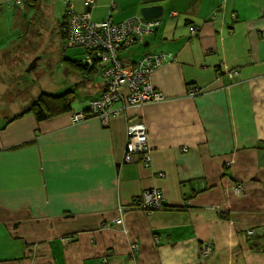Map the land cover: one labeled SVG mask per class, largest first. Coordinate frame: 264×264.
I'll list each match as a JSON object with an SVG mask.
<instances>
[{
    "label": "crops",
    "instance_id": "1",
    "mask_svg": "<svg viewBox=\"0 0 264 264\" xmlns=\"http://www.w3.org/2000/svg\"><path fill=\"white\" fill-rule=\"evenodd\" d=\"M9 1L0 0V69L22 83L33 61L65 56L69 0ZM84 1H71L76 12ZM154 6L163 7L160 26L120 59L172 54L150 78L164 101L107 125L72 123L102 96L99 71L70 73L62 87L76 89L72 111L40 122L27 109L56 83L36 90L28 81L23 101L9 97L0 114V264H264V0H95L89 11L95 22L121 23ZM134 117L147 129L149 167L124 162ZM151 190L163 209L134 208Z\"/></svg>",
    "mask_w": 264,
    "mask_h": 264
},
{
    "label": "built area",
    "instance_id": "2",
    "mask_svg": "<svg viewBox=\"0 0 264 264\" xmlns=\"http://www.w3.org/2000/svg\"><path fill=\"white\" fill-rule=\"evenodd\" d=\"M22 2V0H13L7 5H20ZM69 4L67 46L85 49L87 52L83 61L90 66L101 65L98 70L105 82L102 96L90 101L85 111L73 112L72 123H81L94 117L101 119L103 124L107 125L110 118L121 115L129 108H139L147 103L164 101V94L154 89L150 78L157 69L176 60L172 54L146 53L131 66L121 63L118 58L123 48L126 50L143 43L145 35L153 33L160 26L161 21L133 17L121 23H115L110 19L95 22L87 9L94 6L95 0H85L84 5L87 10L82 13L76 12L72 3ZM196 33V29L192 31L193 35ZM232 76H236V73ZM122 89L126 92L122 93ZM198 92L197 88H192L190 96H196ZM118 103L121 106L116 108ZM137 158L146 167L152 163L146 126L141 118L134 117L128 119L124 162L133 163ZM236 192L240 194L241 187H238ZM163 202L160 191L151 190L135 201L133 206L138 210L151 212L163 209ZM115 223L122 224V219H117ZM209 253L210 248L206 247L203 255L207 257Z\"/></svg>",
    "mask_w": 264,
    "mask_h": 264
},
{
    "label": "rangeland",
    "instance_id": "3",
    "mask_svg": "<svg viewBox=\"0 0 264 264\" xmlns=\"http://www.w3.org/2000/svg\"><path fill=\"white\" fill-rule=\"evenodd\" d=\"M50 32H52V30ZM51 48L54 49V45H52ZM130 49L135 52V55H137L142 50V47L141 45L136 44ZM61 50L62 54L64 53L65 56L59 57L60 59L58 60V63V57L54 58L53 56L54 60L57 63L56 65L55 61L51 59V57H46V60L42 61V63L40 62L41 66L27 72L26 70L29 67V64L28 67L25 68L26 72L23 73V75L28 78V80L23 81L22 79V83L20 80H18L19 76L12 75L8 78L5 73L6 68L3 67L0 69V80L2 82V86H0V114L9 112V97L13 99L15 98V100L20 99L16 100L17 102L23 101L22 99H25L26 94L29 90H23L22 87H26V89H28L27 87L29 85L31 87L32 84L36 90H39L43 86L46 78L56 83V91L54 93H50L44 90L40 92V94L45 93L51 94L53 96H58L65 92L62 84L65 83L68 78H70L69 74L76 72L78 74L80 73L76 69L72 68V66H70L64 60V58L82 61L85 53L83 48H69L67 50H64L61 47ZM63 64L65 66H63ZM28 81H30L31 84H29ZM34 81L36 82L34 83ZM20 110L21 109L17 105H15L13 108V112H19Z\"/></svg>",
    "mask_w": 264,
    "mask_h": 264
},
{
    "label": "trees",
    "instance_id": "4",
    "mask_svg": "<svg viewBox=\"0 0 264 264\" xmlns=\"http://www.w3.org/2000/svg\"><path fill=\"white\" fill-rule=\"evenodd\" d=\"M22 1H25V0H22ZM69 3H71L70 0L67 1L66 20L62 23V26H61V32H62V35L64 38V44H63L64 50L71 48V47L67 46V42H66L67 30L69 28V15H68V11H69L68 6L70 5ZM13 5H11L9 7H13ZM87 9L89 10V8H87ZM124 50L125 49L123 48V50L121 52H123ZM84 52L86 54L87 51L84 49ZM85 54H84V56H85ZM120 56H121V54L119 53L118 58H119L120 62L123 63L122 59H120ZM83 59H82V61H78V60H70V59L64 58V60L70 66H72V68L76 69L81 75H83L85 77H88V76L96 73L97 71H99L98 69L101 68L100 67L101 65H99V64L97 66L87 65L83 61ZM75 95H76V89L75 88L69 89V90L65 91L63 94L58 95V96H53L51 94L43 93L38 97V99L36 101L33 102V104L27 110H29V112L30 111L34 112L35 117L39 122L46 120V119H50V118L56 117V116L64 114V113L71 112L72 111V104H73L74 99H75ZM141 198L142 197L136 199L135 201H138Z\"/></svg>",
    "mask_w": 264,
    "mask_h": 264
},
{
    "label": "water",
    "instance_id": "5",
    "mask_svg": "<svg viewBox=\"0 0 264 264\" xmlns=\"http://www.w3.org/2000/svg\"><path fill=\"white\" fill-rule=\"evenodd\" d=\"M141 15L145 20H153L156 18H160L163 15V7L162 6H154V7H144L141 9ZM36 61H33L31 65L28 67L27 71H31L35 68Z\"/></svg>",
    "mask_w": 264,
    "mask_h": 264
}]
</instances>
